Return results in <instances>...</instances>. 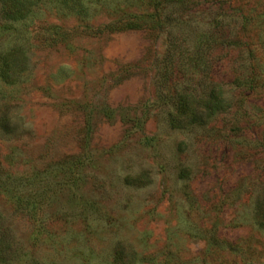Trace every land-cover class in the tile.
Listing matches in <instances>:
<instances>
[{"label":"rangeland","instance_id":"1","mask_svg":"<svg viewBox=\"0 0 264 264\" xmlns=\"http://www.w3.org/2000/svg\"><path fill=\"white\" fill-rule=\"evenodd\" d=\"M155 1L0 12V59L27 57L0 79L7 264H264V0H185L162 5L158 28L105 27L154 19ZM174 32L202 55L170 85L227 90L229 111L204 126L171 127L156 98Z\"/></svg>","mask_w":264,"mask_h":264},{"label":"trees","instance_id":"2","mask_svg":"<svg viewBox=\"0 0 264 264\" xmlns=\"http://www.w3.org/2000/svg\"><path fill=\"white\" fill-rule=\"evenodd\" d=\"M39 0H0L1 15L9 20L16 21L24 19ZM66 2H80L81 0H63ZM155 15L152 20H135L120 25H108L107 30L116 31L121 29L158 28L161 26V8L165 6H176L185 3V0H156ZM173 23V22H171ZM116 24V23H115ZM183 36V34L181 35ZM177 32L168 38V46L163 53L157 73L156 98L165 101L169 106L165 118L168 125L173 128L183 126H204L208 121L218 114L229 111L231 103L227 97V90L223 84L214 81L210 76L197 81L186 78L179 87L171 84V79H166V74L186 70L190 65L199 67L201 63L198 57L202 55L195 49L192 53L189 49H182L176 43ZM184 38V37H183ZM188 50V51H187ZM178 58L183 59L178 60ZM184 62L180 65L177 62ZM27 68V57L19 46L13 47L1 55L0 79L6 84H13L20 78ZM165 72V73H164ZM240 77V76H239ZM161 78V81L158 79ZM234 80H238V77ZM183 84V85H181ZM12 252L5 235L0 231V264H7L11 259ZM34 264H44L34 262Z\"/></svg>","mask_w":264,"mask_h":264}]
</instances>
